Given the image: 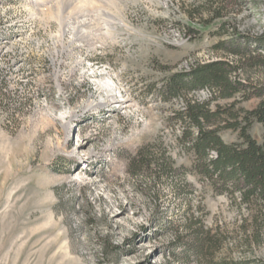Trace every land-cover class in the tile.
Here are the masks:
<instances>
[{
  "label": "rangeland",
  "instance_id": "rangeland-1",
  "mask_svg": "<svg viewBox=\"0 0 264 264\" xmlns=\"http://www.w3.org/2000/svg\"><path fill=\"white\" fill-rule=\"evenodd\" d=\"M203 2L0 0V264H199L173 244L189 240L194 219L222 237L216 260L264 264V228L244 241L249 209L195 172L176 116L187 100L248 111L259 98L159 93L197 63L232 60L219 41L264 52V0H227L207 24ZM248 75L263 80L264 67L238 76ZM248 132L264 140L259 122ZM219 134L241 141L238 130ZM138 152L152 164L135 176Z\"/></svg>",
  "mask_w": 264,
  "mask_h": 264
},
{
  "label": "trees",
  "instance_id": "trees-1",
  "mask_svg": "<svg viewBox=\"0 0 264 264\" xmlns=\"http://www.w3.org/2000/svg\"><path fill=\"white\" fill-rule=\"evenodd\" d=\"M226 1L204 0L195 11L207 24L223 17L227 9ZM214 49L224 50L232 56V60L214 59L197 63L189 71L175 73L165 79L159 93L164 100L200 89L210 90L212 99H229L241 93L244 99L252 96L259 98L257 105L248 111H234L236 102L225 108L218 105L212 109L210 100H187L184 109L176 113L178 120L186 124L181 138L189 144L193 169L217 192L232 196L236 192L239 194V203L250 211L252 227L250 238L244 241L258 243L264 228V140L257 141L248 129L254 121L264 129V79L253 80L248 75L242 80L238 75L254 66L264 67V52L260 53L258 47H241L233 40L219 41ZM222 128L238 130L241 141L225 142L219 134ZM145 157L141 152L129 157L130 174L137 176L143 167L151 166L152 162ZM163 168L171 170L170 162H164ZM188 229V241L182 240L179 235L173 241L174 247H182L185 263L192 256L199 264H242L216 260L222 237L211 232L201 220L194 219Z\"/></svg>",
  "mask_w": 264,
  "mask_h": 264
},
{
  "label": "bare ground",
  "instance_id": "bare-ground-1",
  "mask_svg": "<svg viewBox=\"0 0 264 264\" xmlns=\"http://www.w3.org/2000/svg\"><path fill=\"white\" fill-rule=\"evenodd\" d=\"M57 6V5H56ZM56 8V7H55ZM54 14V13H53ZM66 14V13H65ZM60 15V14H59ZM60 19V18H59ZM62 20H63V18H62ZM64 21H66V20H64ZM84 21V20H83ZM83 21H76V23H78V24H82L83 23ZM66 23V22H65ZM84 23H85V21H84ZM61 25V24H60ZM84 27V26H83ZM63 29V28H62ZM91 35V34H90ZM100 89V88H99ZM113 98V96H112V94H108L107 95V97H106V100L105 101H88V102H86L85 104H84V108L83 109H87V108H91V107H95V106H97V107H100V106H105V105H107V103L111 100ZM117 102H119V101H117Z\"/></svg>",
  "mask_w": 264,
  "mask_h": 264
},
{
  "label": "built area",
  "instance_id": "built-area-1",
  "mask_svg": "<svg viewBox=\"0 0 264 264\" xmlns=\"http://www.w3.org/2000/svg\"><path fill=\"white\" fill-rule=\"evenodd\" d=\"M4 1H6V0H4ZM12 1H15V0H7V2H8L7 5H13V4H11ZM30 1L32 2V4L35 3V0H29V2H30ZM16 7H18V6H16ZM22 8H24V7H22ZM20 9H21V8H20ZM29 9H33V10H34V8H30V7L24 8L23 10H29ZM35 13H36V12H35ZM33 15H34V14H33ZM34 16H35V15H34ZM36 17H37V16H36Z\"/></svg>",
  "mask_w": 264,
  "mask_h": 264
}]
</instances>
